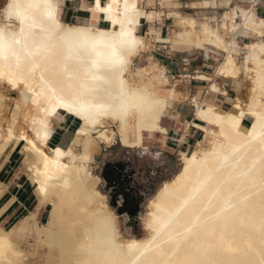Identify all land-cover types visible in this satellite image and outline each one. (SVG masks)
Listing matches in <instances>:
<instances>
[{
  "label": "snow or ice",
  "instance_id": "6c2138e0",
  "mask_svg": "<svg viewBox=\"0 0 264 264\" xmlns=\"http://www.w3.org/2000/svg\"><path fill=\"white\" fill-rule=\"evenodd\" d=\"M80 7L91 20L76 28L61 23L60 0L0 3V153L24 142L41 203L53 208L47 228L34 217L11 233L0 228V264H88L93 245L127 264H264V0H90ZM166 17L173 23L165 40ZM98 21L112 30H99ZM169 45L203 49L205 58L214 45L215 73L198 79L228 77L238 114L203 110L200 92L194 99L178 88L181 81L150 55ZM144 56L147 67L137 66ZM220 92L212 82L210 93ZM181 104L191 119L218 126L210 148L180 149L192 134ZM57 109L82 123L67 151L51 145L53 156L50 121L65 118ZM245 116L250 128L239 123ZM102 140L130 145L150 161L137 176L151 197L144 239H125L98 189L90 162Z\"/></svg>",
  "mask_w": 264,
  "mask_h": 264
},
{
  "label": "crops",
  "instance_id": "0c3cea01",
  "mask_svg": "<svg viewBox=\"0 0 264 264\" xmlns=\"http://www.w3.org/2000/svg\"><path fill=\"white\" fill-rule=\"evenodd\" d=\"M0 3H3V0H0ZM60 3V17L66 23L87 24L88 21L91 20V13L88 12L87 9L80 7V5L83 3H90V0H60ZM141 20L144 22L143 18ZM167 21H171V18L166 17L164 24H166ZM102 23L104 24L108 22L98 21L99 27H103ZM157 27H160L158 23ZM164 27L161 29V33L165 37L163 30ZM145 31H147V29H145ZM201 53L202 50L199 49H193L192 51L187 52H173L171 45H169L167 49H162L159 46L156 47L154 54L152 53V56L157 62L163 64L166 67L170 76L174 78L179 76L178 79L181 81V83L178 85V88H180L182 91H188L190 95H193V98H195V93L200 92V100L205 101L204 98L209 97L214 98L216 101L218 97L217 94L210 93L209 91L208 83L210 84V81H201L194 78L197 73H205L209 75L214 74L216 70V54H208L207 58H205V56L201 55ZM188 58L194 59V62L191 66L186 64V60ZM214 80L218 81L219 85L227 91L228 97L232 98L237 96L229 78L224 79L215 76ZM191 108L194 112L195 108L193 106H191ZM179 111L190 118L189 124L192 125V134L186 137L188 142L187 144L189 146L190 144L195 143L196 140L200 139L203 136V132L201 130L196 131L194 122L199 121L197 119H191L193 113L189 112V108L186 104H181L179 106ZM66 116V119H63L56 125L57 131L60 130V132H63L62 134H67L68 130H70L67 128L77 123L74 116ZM251 122L252 118L249 116H245L243 118V123L245 125H249ZM57 131L55 130L54 134H59ZM70 136L71 135L68 133L67 137L69 138ZM58 144L66 147L62 143ZM184 144L181 145L183 146L182 148L188 147L184 146ZM16 150L17 149L11 152L10 158L0 165V181H2L6 186L0 196V209L4 206H7L0 215V224H2L4 227H9L15 223V221L17 222L29 213H34L36 215L37 221L39 222L40 219L45 217L47 212V206H44L40 203V200L35 192L34 185H32L31 181L28 180L24 175L25 171L20 170L17 172L13 168L17 162L14 155Z\"/></svg>",
  "mask_w": 264,
  "mask_h": 264
},
{
  "label": "rangeland",
  "instance_id": "374dc122",
  "mask_svg": "<svg viewBox=\"0 0 264 264\" xmlns=\"http://www.w3.org/2000/svg\"><path fill=\"white\" fill-rule=\"evenodd\" d=\"M171 23H173L172 20L169 22L167 21L165 24V27L163 29L165 37L168 36L169 31L167 25ZM155 49L156 48H154L150 52L151 56L152 53L154 54ZM210 54L212 53L210 52L209 55ZM147 60V56H144L142 59L137 58L135 60V64L137 66H144ZM178 78L179 76L175 77L174 79ZM192 106L194 108L196 107L195 104H193ZM63 116L65 117L64 119L67 118L66 115ZM196 119L199 122H194L195 127L196 124H202V122L198 118ZM80 122L81 121L79 120L75 125H71L69 128H67L70 129L68 130L67 134L69 133L71 135L68 138L67 134H62L63 132H60V130L57 131V122L54 121V129L59 132V134H54L50 145L62 143L65 146H68L70 140L74 137V131L77 129V125ZM3 126L6 127L7 125L5 124ZM198 140H196L195 143H197ZM187 143L188 142H185L184 146H188ZM174 146L175 145L173 142H166L167 149H171ZM179 147L180 149H182L183 146L179 145ZM15 153V159L17 162L13 167L14 170L17 172L20 170L25 171L22 160L23 153L21 144L18 145ZM168 154L171 155V153ZM149 165L150 161L148 159H141L140 157H137L135 155L134 149L126 148L122 146L121 143H100L98 146V150L95 152L93 160L91 162V170L93 174L95 176H98L100 181H102V183L98 185V189H100L102 194H104L108 198V204L110 208L118 217L120 230L126 236L135 234L143 237L147 233L143 218L148 212V202H150L149 199L151 200V197L145 193L143 186L140 185L137 180V176L138 174H143L148 169ZM105 169H109V173H105ZM154 195L155 190L152 192V196ZM135 205L137 206L138 210L134 209V207H136ZM46 208L47 212L45 214V217L39 220L40 223H44L49 216V206H47ZM40 238L41 237L36 236L24 242V245L22 246L35 244Z\"/></svg>",
  "mask_w": 264,
  "mask_h": 264
},
{
  "label": "bare ground",
  "instance_id": "6f19581e",
  "mask_svg": "<svg viewBox=\"0 0 264 264\" xmlns=\"http://www.w3.org/2000/svg\"><path fill=\"white\" fill-rule=\"evenodd\" d=\"M59 15H60V13H59ZM60 19H61V17H60ZM142 19V18H141ZM142 21V20H141ZM107 22V21H106ZM3 23H5L4 21H0V25H2ZM11 23H15V24H18L19 22L18 21H16L15 20V18H13V20L11 21ZM61 23L62 24H64L66 27H76V28H80V27H85L87 24H71V23H66L65 21H63L62 19H61ZM103 24V23H102ZM99 26V25H98ZM99 30H101V31H105V30H107V31H111L112 30V27L110 26L109 28H107V29H105L104 27H99ZM162 36V35H161ZM163 37V39H167L168 37H164V36H162ZM207 47H209V48H211V49H213V51H211V53H213V54H216V50H215V48H214V45H208ZM199 50H203V49H199ZM152 58H153V56H152ZM186 64L189 66H191L192 64H193V62H194V59H192V58H188L187 60H186ZM159 63V62H158ZM159 64H161V63H159ZM163 67H165L163 64H161ZM144 67H147V62H146V64L144 65ZM166 68V67H165ZM201 75H207V74H205V73H197L195 76H194V78H196V79H198V77L199 76H201ZM216 77H218V76H216ZM219 78H224V79H226V78H228V77H219ZM199 80V79H198ZM203 81H208L209 82V80H203ZM212 82H215L216 83V86L217 87H219V88H221V92L219 93V94H217V100H216V103L215 104H207L206 103V101H202V100H200L199 99V102L204 106V109L203 110H207V108L208 107H212L214 110H216L217 111V114H221V113H229V112H231L232 114H238V112H239V110H237V109H234L233 107H232V105H230L231 103H230V101H232V100H236V99H238V96H235V97H232V98H230V97H228L227 96V99H225V94H227V91L223 88V87H221L220 85H219V83H218V81H216V80H214V81H210V84L208 83V85H209V91H210V88H211V84H212ZM196 99V98H195ZM228 103V104H227ZM196 106V105H195ZM57 112L58 113H60L61 115H72V116H74V114H68V113H66V110H64V109H57ZM75 117V116H74ZM187 117V116H186ZM76 119H78V120H80L78 117H75ZM188 119L184 122V126H187L188 124H189V122H190V118L189 117H187ZM198 119H199V117H197ZM244 118V117H243ZM243 118H241L240 119V121H239V123H240V125H241V127H245V128H250L251 127V123L253 122V120H252V122L249 124V125H245L244 123H243ZM200 120V119H199ZM54 121H56L55 119H53V120H51L50 121V123L52 124V132L49 134V151L50 152H52V154H53V156H54V152L52 151V147H51V145H50V142H51V140H52V138H53V135H54V132H55V129H54ZM62 121V120H61ZM61 121H56L57 123H59V122H61ZM201 121V120H200ZM202 122V124H201V127H200V129L199 130H201V131H203V136H202V138L201 139H199L198 141H197V143H193V144H190L189 146H191V147H186V148H182V150L184 151V152H196L198 149H197V145H201V147L202 148H204V147H208V148H210L211 147V145H210V143H208L207 141L211 138V132L212 131H219V128H218V126L217 125H207V122H205V121H201ZM80 123H82V121L80 122ZM4 127V126H3ZM204 127H208V129H209V131H208V133H205L204 132ZM5 129L7 128V126L6 127H4ZM79 131V128L77 127V129L74 131L75 132V134L77 133ZM111 131H112V129L110 128V129H108V133H106V134H110L111 133ZM98 135V134H97ZM180 135H183L182 133H180ZM75 138V135H74V137L72 138V140ZM71 140V141H72ZM71 141L69 142V144H68V146H66V147H64V146H62V145H59V144H56V146H60L61 148H62V150L63 151H67V149L69 148V147H71L72 145H71ZM187 142V141H186ZM100 143H106V144H108L106 141H100ZM99 143V144H100ZM19 144H21V146H22V153H23V164H24V167H25V173H24V175L27 177V179L28 180H30L31 181V183H32V185H34V188H35V192H36V194H37V196H38V198H39V200H40V203H41V201H42V199H43V197H42V194H40L39 193V191H38V189H39V184L38 183H36V181H35V175H34V173L33 174H29V172L27 171V165L25 164V160H24V157H25V153H26V149H25V145H24V142H22V141H17V143L16 144H14V145H11L10 146V148H6L4 151L7 153L6 155H4L3 153H0V165H2V163H4L7 159H9L10 158V154H11V152H13L15 149H17V147H18V145ZM121 145L122 146H124V147H126V148H130V149H133L130 145H124V144H122L121 143ZM99 146V145H98ZM98 146H97V150H98ZM147 146V145H146ZM186 146V145H185ZM96 150V151H97ZM80 152L82 153V149H80ZM93 160V159H92ZM61 161L62 162H68V158L67 157H61ZM92 162V161H91ZM91 162H90V167H91ZM4 165V164H3ZM105 171V173H109V169H105L104 170ZM180 171H182V168L180 169ZM176 175H179V171L176 173ZM98 177V176H97ZM114 178V177H113ZM29 182V181H28ZM21 183V182H20ZM6 186H5V184L2 182V181H0V196H1V194L3 193V191H4V188H5ZM30 187V186H29ZM101 194H102V192H101ZM102 195H104V194H102ZM149 201H151L150 199H149ZM148 203H150V202H148ZM42 204V203H41ZM43 205L44 206H49V216H48V218H47V220L44 222V223H40V222H38L37 221V219H36V215L34 214V213H29V214H27V215H25L24 217H22L20 220H18L17 222L15 221V223H13L12 225H10L9 227H4L2 224H0V228H2L3 229V231L4 232H7V233H11L12 231H13V228L14 227H16V226H18V225H20L22 222H24V221H27L28 220V218L29 217H34V219L31 221L32 223H34V224H38L39 225V227L40 228H47L48 227V225H49V221H50V219H51V216H52V212H53V208H52V205L50 204V203H43ZM109 205V204H108ZM136 206V205H135ZM7 207V206H6ZM5 206L3 207V208H1L0 209V215H1V213L3 212V210L6 208ZM110 207V206H109ZM134 209L135 210H138V208H137V206L136 207H134ZM35 211V210H34ZM149 211H151V209H149V207H148V212ZM147 212V213H148ZM147 213H146V215H145V217L144 218H147ZM143 218V219H144ZM144 225H145V219H144ZM145 229H146V231H147V233H146V235H148V232H149V230L145 227ZM122 233V232H121ZM123 234V233H122ZM124 235V234H123ZM146 235L145 236H143V237H141V236H138V235H135V234H131V235H129V236H131L132 238H134V239H144L145 237H146ZM128 235L126 236V235H124V237H125V239H127L128 237H129ZM41 239V238H40Z\"/></svg>",
  "mask_w": 264,
  "mask_h": 264
},
{
  "label": "clouds",
  "instance_id": "9594fccd",
  "mask_svg": "<svg viewBox=\"0 0 264 264\" xmlns=\"http://www.w3.org/2000/svg\"><path fill=\"white\" fill-rule=\"evenodd\" d=\"M84 259L88 264H127V257L115 253L108 254L106 249L93 245L90 254Z\"/></svg>",
  "mask_w": 264,
  "mask_h": 264
},
{
  "label": "trees",
  "instance_id": "16d2710c",
  "mask_svg": "<svg viewBox=\"0 0 264 264\" xmlns=\"http://www.w3.org/2000/svg\"><path fill=\"white\" fill-rule=\"evenodd\" d=\"M77 122L79 121L78 119L76 120ZM72 140V139H71ZM16 153H14V155H15Z\"/></svg>",
  "mask_w": 264,
  "mask_h": 264
}]
</instances>
